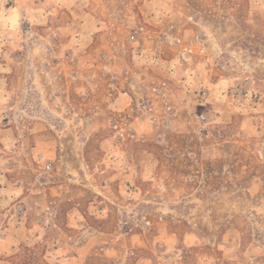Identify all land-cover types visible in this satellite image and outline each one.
Returning <instances> with one entry per match:
<instances>
[{
	"label": "rangeland",
	"instance_id": "rangeland-1",
	"mask_svg": "<svg viewBox=\"0 0 264 264\" xmlns=\"http://www.w3.org/2000/svg\"><path fill=\"white\" fill-rule=\"evenodd\" d=\"M0 229V264H264V0H0Z\"/></svg>",
	"mask_w": 264,
	"mask_h": 264
},
{
	"label": "built area",
	"instance_id": "built-area-1",
	"mask_svg": "<svg viewBox=\"0 0 264 264\" xmlns=\"http://www.w3.org/2000/svg\"><path fill=\"white\" fill-rule=\"evenodd\" d=\"M200 118H201V120H205L206 119V116L205 115H202ZM49 168H50V166H47V169H49ZM5 237H6L5 233L3 232L2 229H0V240L5 239Z\"/></svg>",
	"mask_w": 264,
	"mask_h": 264
},
{
	"label": "crops",
	"instance_id": "crops-1",
	"mask_svg": "<svg viewBox=\"0 0 264 264\" xmlns=\"http://www.w3.org/2000/svg\"><path fill=\"white\" fill-rule=\"evenodd\" d=\"M3 232L5 233V231L3 230Z\"/></svg>",
	"mask_w": 264,
	"mask_h": 264
}]
</instances>
